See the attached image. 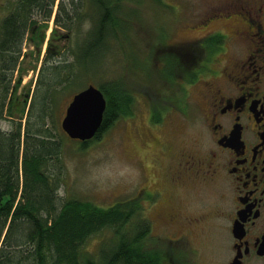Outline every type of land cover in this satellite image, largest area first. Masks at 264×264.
Masks as SVG:
<instances>
[{
  "label": "trees",
  "instance_id": "1",
  "mask_svg": "<svg viewBox=\"0 0 264 264\" xmlns=\"http://www.w3.org/2000/svg\"><path fill=\"white\" fill-rule=\"evenodd\" d=\"M122 1L12 0L7 13L0 16V120L10 123V129L0 128V264H163L128 201L100 208L59 195L65 178L62 158L72 142L60 128V104L75 91V80L86 75L87 63L96 54L113 52L122 24L118 14ZM52 17L50 43L34 88L20 109L8 100L11 83L16 79L21 83L23 45L34 27L46 29ZM59 29L68 34L61 35ZM70 34L73 48L64 53L55 41L70 38ZM217 37L222 38L215 34L172 46L169 66L179 68L200 49L208 57L222 44ZM41 43L36 41L39 47ZM99 85L106 108L93 139L118 118L132 115L133 96L120 80ZM89 141L76 142L84 148ZM105 228L112 231L111 238L95 254L84 251L87 239Z\"/></svg>",
  "mask_w": 264,
  "mask_h": 264
},
{
  "label": "flooded vegetation",
  "instance_id": "2",
  "mask_svg": "<svg viewBox=\"0 0 264 264\" xmlns=\"http://www.w3.org/2000/svg\"><path fill=\"white\" fill-rule=\"evenodd\" d=\"M240 1L253 20L233 12L235 3L230 4L232 10L226 11V3L217 17L208 18L213 22L225 17V40L246 42L247 48L242 58L228 59L220 69L208 67V79L198 80L202 101L191 117L197 146L190 152L181 150L173 138L162 140L163 173L149 177L142 164V180L134 182L131 197L124 200L136 209L163 264H264V4ZM215 34L207 31L192 42ZM29 37L40 50L36 41L43 44L45 29L34 27ZM46 42L48 47L50 38ZM224 47L218 44L208 60L216 61ZM170 108L186 113L176 102L149 101V117H160L154 116L153 125L146 117L148 127L160 131ZM158 159L153 163L156 171ZM160 205L161 212L153 218Z\"/></svg>",
  "mask_w": 264,
  "mask_h": 264
},
{
  "label": "rangeland",
  "instance_id": "3",
  "mask_svg": "<svg viewBox=\"0 0 264 264\" xmlns=\"http://www.w3.org/2000/svg\"><path fill=\"white\" fill-rule=\"evenodd\" d=\"M11 1L0 0V16L7 13ZM158 1H122L118 13L122 24L116 31L113 52L108 55H104L103 52L96 54L93 60L87 63L86 75L75 80L73 85L75 91L68 93L60 104L59 122L73 94L90 84L98 88L99 84H105L112 79L120 80L121 85H124L133 96L132 115L115 120L97 139L88 140L84 148L73 140L65 147L62 158L65 178L59 189L62 198L80 199L100 208L111 207L131 197L134 182L142 180V164L149 177L163 173V164L166 160L160 155L162 140L168 141L173 138L181 150L192 152L198 143V136L194 131L195 121L192 119L195 118L194 107L202 101V87L198 80L208 79V67L220 69L226 66L228 59L242 58L245 53L246 42L225 40L223 34L226 28L222 21L225 17L221 16L223 17L221 21L213 19H211L213 22L208 21L210 17H217L219 14L217 10L223 9L226 3H228L226 11L232 10L230 4L235 3L233 12L253 20L254 15L245 12L240 0ZM262 1L264 4V0ZM56 5L53 12L56 11ZM261 20L263 21L261 25L264 26V11L261 13ZM85 25L86 23L81 25L82 30ZM53 28L52 17L45 29V39L40 50L28 40L23 45L24 55L20 58L19 67L23 68L24 72L20 77V84L16 82L18 74L14 73L16 80L11 83L14 90L10 91L9 96L12 99L8 101L17 102L20 109L23 100L34 88L37 70L47 51V42H44L46 38H50ZM207 31L217 33L223 38H216L222 40L225 46L224 50L215 55L216 61L208 60L205 51L200 49L197 50V54L192 53L179 68L169 66L170 61H173L169 55L172 46L187 45ZM59 32L61 35L68 34L63 29H59ZM73 42L72 34L70 38L55 41L64 53L73 48ZM170 78L173 81H168ZM178 98L183 101L177 100ZM149 101L162 105H168V102L172 105L176 102L184 105L186 113L170 108L167 111L168 121L162 125L160 131H155L146 124V117L148 124L153 125L154 116L160 115L150 113L149 117L147 109ZM0 128L10 129L9 121L0 120ZM155 136L158 141L154 143L152 140ZM146 144H150V147ZM154 159H158L159 171L154 169ZM160 210L161 205L151 214L152 217L156 218ZM111 236L110 229H102L87 239L83 250L95 254L102 242H107Z\"/></svg>",
  "mask_w": 264,
  "mask_h": 264
},
{
  "label": "water",
  "instance_id": "4",
  "mask_svg": "<svg viewBox=\"0 0 264 264\" xmlns=\"http://www.w3.org/2000/svg\"><path fill=\"white\" fill-rule=\"evenodd\" d=\"M105 108L102 91L90 84L72 95L60 120V128L71 140H91L101 126Z\"/></svg>",
  "mask_w": 264,
  "mask_h": 264
}]
</instances>
